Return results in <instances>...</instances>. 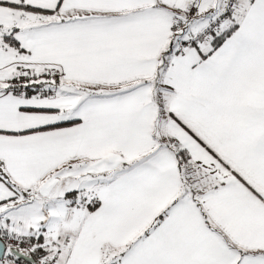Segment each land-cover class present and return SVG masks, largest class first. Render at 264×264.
Segmentation results:
<instances>
[{"label":"snow or ice","instance_id":"1","mask_svg":"<svg viewBox=\"0 0 264 264\" xmlns=\"http://www.w3.org/2000/svg\"><path fill=\"white\" fill-rule=\"evenodd\" d=\"M0 264H264V0H0Z\"/></svg>","mask_w":264,"mask_h":264}]
</instances>
